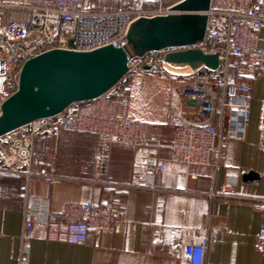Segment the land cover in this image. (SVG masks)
<instances>
[{
  "label": "crops",
  "instance_id": "crops-1",
  "mask_svg": "<svg viewBox=\"0 0 264 264\" xmlns=\"http://www.w3.org/2000/svg\"><path fill=\"white\" fill-rule=\"evenodd\" d=\"M156 1L81 0V5L90 11H130L151 7ZM164 1L173 5L181 0ZM259 45L264 49V27ZM140 64L131 63L127 78L129 115L150 125L149 142L136 149L87 132H43L37 152L42 158L48 156L50 163L42 161L39 170L60 180L48 183L35 178L30 183L31 192L49 197L55 211L71 202H114L118 219L108 231L90 232L84 244L48 240L46 227H37L29 264H176L186 260L180 227L210 231L205 264H264V252L256 245L264 213L258 206L241 203L251 201L253 195L264 197V150L259 130L264 74L255 76L249 70L239 80L253 87L244 141H231L224 156L211 165L196 166L171 158L180 116L198 124L209 120L227 129L229 110L223 115L201 114L199 103L192 105L175 92L178 80L171 75V68L157 64V68L146 70ZM210 91L214 104L228 101L235 93L233 88L223 90L218 85ZM15 132L0 141H9ZM149 162L163 164L165 170L151 172ZM224 186L233 191L231 199L211 196ZM24 187L22 175L0 171V264H18ZM156 230L161 232L159 238L153 236Z\"/></svg>",
  "mask_w": 264,
  "mask_h": 264
},
{
  "label": "built area",
  "instance_id": "built-area-1",
  "mask_svg": "<svg viewBox=\"0 0 264 264\" xmlns=\"http://www.w3.org/2000/svg\"><path fill=\"white\" fill-rule=\"evenodd\" d=\"M173 5L157 0L151 7L130 11H90L81 5V0H0V107L16 91L20 69L27 59L52 48L90 51L106 45L122 47L133 21L140 17L167 15L172 12ZM208 15V32L200 47L207 53L220 54V68L217 71L202 67L186 73L171 72L178 80L175 92L185 100L199 103L201 114L223 115L229 110L227 129L209 120L198 124L180 116L174 128L171 158L196 166L211 165L214 159L224 156L231 141H244L253 87L239 80L249 70L255 76L264 74V49L259 45L264 27V0H212ZM161 53L138 59L143 61L139 66L161 64V56L159 59L152 56ZM214 85L223 90L233 88L235 93L228 101L214 104L210 91ZM115 88L98 99L70 107L59 116L21 128L9 141H0V171L25 178L18 264H29L31 239L37 227H46L48 240L84 244L90 232L108 231L118 219L114 202H71L55 211L49 197L36 196L30 189L35 178L48 183L60 180L55 174L39 170L42 161L45 165L50 163L48 156L42 158L37 152V142L43 132L54 134L61 129L87 132L136 149L149 142L150 125L130 117L129 95ZM259 130L264 150V101ZM147 169L162 172L165 166L149 162ZM232 194L231 188L224 186L218 195L211 196L231 199ZM241 203L250 208L258 206L264 213V197L253 195L251 201ZM178 231L182 235L186 260L176 264H205L210 231L189 227H180ZM160 235V230L153 233L155 238ZM256 245L264 252V224L256 234Z\"/></svg>",
  "mask_w": 264,
  "mask_h": 264
},
{
  "label": "water",
  "instance_id": "water-1",
  "mask_svg": "<svg viewBox=\"0 0 264 264\" xmlns=\"http://www.w3.org/2000/svg\"><path fill=\"white\" fill-rule=\"evenodd\" d=\"M211 2L181 0L167 15L136 19L122 47L106 45L90 51L52 48L27 59L16 91L1 104L0 138L59 116L75 104L107 95L131 72L135 59L151 53L162 52V64L174 70L206 67L217 71L220 54L200 47L208 32ZM155 68L157 64L145 67Z\"/></svg>",
  "mask_w": 264,
  "mask_h": 264
},
{
  "label": "trees",
  "instance_id": "trees-1",
  "mask_svg": "<svg viewBox=\"0 0 264 264\" xmlns=\"http://www.w3.org/2000/svg\"><path fill=\"white\" fill-rule=\"evenodd\" d=\"M129 74L116 86L115 89H120L123 90L124 92H126L128 94V89H127V78H128ZM79 105V104H75L72 107Z\"/></svg>",
  "mask_w": 264,
  "mask_h": 264
},
{
  "label": "rangeland",
  "instance_id": "rangeland-1",
  "mask_svg": "<svg viewBox=\"0 0 264 264\" xmlns=\"http://www.w3.org/2000/svg\"><path fill=\"white\" fill-rule=\"evenodd\" d=\"M153 56V59L154 58H158L159 59V56H161V59H162V56H163V54L161 53L160 55L158 54V55H152ZM133 62H141V63H143V61H141V60H138V59H135ZM161 64H162V60H161V62H160ZM173 71L172 72H176V73H186V72H188V70H185V71H179V70H174V69H172Z\"/></svg>",
  "mask_w": 264,
  "mask_h": 264
}]
</instances>
